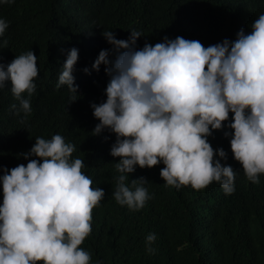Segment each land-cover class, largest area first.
I'll return each mask as SVG.
<instances>
[{
  "label": "clouds",
  "instance_id": "clouds-1",
  "mask_svg": "<svg viewBox=\"0 0 264 264\" xmlns=\"http://www.w3.org/2000/svg\"><path fill=\"white\" fill-rule=\"evenodd\" d=\"M8 27L0 19V36ZM251 28L248 34L241 29L235 41L224 39L208 47L178 36L165 37L155 45L145 43L139 50L135 46L141 33L137 31L131 32L129 40L117 39L113 31L102 33L114 47L101 50L93 64L97 71L104 64L110 81L106 102L91 105L100 121L92 133L98 135L107 128L116 134L110 154L120 157L115 167L121 175L113 193L118 204L142 209L151 198L143 186L148 180L133 179L130 188L124 173L161 161L165 167L160 175L167 186L191 185L199 191L216 181L225 194L234 193L233 167L215 159L218 153L227 160V153L208 141L213 130L225 126L230 113L234 117L228 127L234 134L224 135L232 136V153L247 179L260 183L259 176L264 174V14ZM78 58L79 50L73 47L57 88L67 85L70 92L78 93L73 76ZM37 59L31 50L7 65L0 63V88L11 81V92L25 114L31 112V104L22 94L30 97L36 91ZM74 151L75 145L60 134L50 140L36 137L23 155L40 159L4 168L0 264H91V253L80 246L92 232V210L105 191L92 187V179L82 172L84 161L71 159ZM155 239V233H150L146 244ZM147 251L155 250L149 246Z\"/></svg>",
  "mask_w": 264,
  "mask_h": 264
},
{
  "label": "trees",
  "instance_id": "trees-1",
  "mask_svg": "<svg viewBox=\"0 0 264 264\" xmlns=\"http://www.w3.org/2000/svg\"><path fill=\"white\" fill-rule=\"evenodd\" d=\"M261 14L264 0H14L11 4L0 0V19L9 23L0 36V63L7 65L32 50L39 70L36 91L30 97L22 94L30 100L28 114L19 110L10 80L0 88V177L4 168L40 159L23 155L36 137L50 140L60 134L75 145L71 159L84 161L82 172L92 179V187L105 191L92 210V232L80 246L91 253V264H264V174L259 184L252 183L234 158L232 136L224 135L234 134L228 127L234 113L208 137L214 149L222 147L227 153V160L218 153L215 159L233 167L234 193L225 194L216 181L199 191L191 185L177 189L161 177L162 161L151 168L137 165L133 173H124L125 183L131 188L133 179L145 177L148 182L143 186L151 198L134 211L114 198L121 175L115 167L120 157L110 154L116 134L106 128L93 135L100 121L91 106L107 100L106 66L101 64L99 71L93 68L100 51L114 47L104 31L123 40H129L133 30L141 33L137 50L145 43L155 45L178 36L208 47L224 39L235 41L241 29L250 33ZM73 47L79 50L73 70L78 93L70 92L67 85L57 88ZM150 233L156 239L147 245ZM149 246L153 253L147 251Z\"/></svg>",
  "mask_w": 264,
  "mask_h": 264
}]
</instances>
